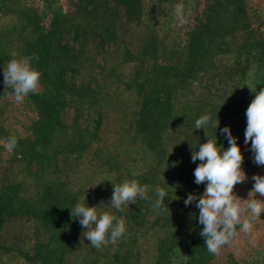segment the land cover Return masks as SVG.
Segmentation results:
<instances>
[{"label":"trees","instance_id":"16d2710c","mask_svg":"<svg viewBox=\"0 0 264 264\" xmlns=\"http://www.w3.org/2000/svg\"><path fill=\"white\" fill-rule=\"evenodd\" d=\"M38 2L0 0V264H216L196 202L184 203L206 187L191 155L215 136L227 149L228 126L248 191L264 176L244 143L264 89V11L252 0ZM13 51L41 74L23 103L3 83ZM205 114L208 137L194 127ZM125 179L148 185L150 199L117 211L112 182ZM157 187L168 193L161 210ZM77 203L124 220V237L93 248L70 215ZM225 264H264V251Z\"/></svg>","mask_w":264,"mask_h":264},{"label":"clouds","instance_id":"9594fccd","mask_svg":"<svg viewBox=\"0 0 264 264\" xmlns=\"http://www.w3.org/2000/svg\"><path fill=\"white\" fill-rule=\"evenodd\" d=\"M174 13L181 24L186 22L182 3L175 6ZM10 56L11 59L3 67L5 92L12 96L16 103H23L30 93H37L41 74L31 66L29 58L18 59L15 51L11 52ZM246 118L244 143H251L253 162L264 166V89L255 92V97L246 110ZM211 123V116L205 114L195 120L194 127L204 129L205 136L208 137L207 127ZM213 126L217 129L219 122ZM220 131L228 141L227 149H224L223 145H217L215 136L214 140L208 138L206 143L200 144L198 150H192V162L200 161L193 173L195 183L206 184V187L202 195L189 193L184 200L186 206L196 202L195 206L199 209L198 222L203 225L199 234L204 238L207 252L212 255L219 254L223 247L232 246L237 242V225L240 226V232L251 236L254 222L264 213V199L256 198L257 194L264 198V176L252 177L254 186L247 199H241L234 194V187L247 179L242 169L244 156L230 128L225 126ZM3 143L9 152L18 145L15 136L6 138ZM112 183L114 190L110 205L117 211H122L124 206L138 200L150 199V187L141 185L135 179H125L119 184ZM155 196L154 208L161 210L165 206L164 200L168 193L164 188L157 187ZM70 215L74 220L79 219L83 238L97 250L108 244H116L126 234L124 220L117 219L108 212L98 214L96 207L77 203L71 208ZM249 243L254 244V238L250 239Z\"/></svg>","mask_w":264,"mask_h":264},{"label":"rangeland","instance_id":"374dc122","mask_svg":"<svg viewBox=\"0 0 264 264\" xmlns=\"http://www.w3.org/2000/svg\"><path fill=\"white\" fill-rule=\"evenodd\" d=\"M28 3L39 6L38 0H28ZM252 6L257 10L264 11V0H252ZM233 191L241 199L248 198L249 191L244 182L237 184ZM241 203L243 204V201ZM237 232V242L232 246H225L220 250L219 254L216 255V264H225L226 257L229 254L238 261H245L251 257L254 251H264V213H262L260 219L254 222L251 236L240 232V227L237 229ZM253 238L255 243L250 244L249 240Z\"/></svg>","mask_w":264,"mask_h":264}]
</instances>
